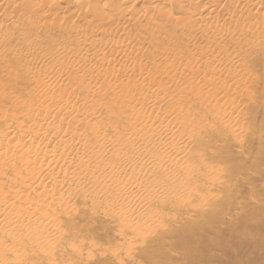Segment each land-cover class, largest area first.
<instances>
[{"label":"bare ground","instance_id":"6f19581e","mask_svg":"<svg viewBox=\"0 0 264 264\" xmlns=\"http://www.w3.org/2000/svg\"><path fill=\"white\" fill-rule=\"evenodd\" d=\"M141 42L143 49L138 45ZM6 45L15 48L9 50ZM34 51L50 55L54 68L45 77L54 82L62 80H57L59 71L63 76L67 70L80 71L87 78L92 73L105 81L112 73L118 76L129 71V82L127 77L122 79L126 84L120 82L132 87L130 78L141 55L157 59L156 68L169 81L174 79L167 88L156 84L154 91L147 88V93L132 100L138 106H131L125 135L104 138L95 116L81 106L80 118L74 119L71 105L51 108L45 104L41 123L32 134H16L6 127L4 138H17L18 143L9 148L0 144V157L10 159L17 153L15 171L23 170L28 176L23 186L34 189L36 201L89 200L88 215L102 203L103 216L117 218L123 228L141 234V239L160 242V238L175 235L186 249L196 246V235L204 230L217 238L233 231L231 213L217 211L223 199H228L223 197L230 187V173L218 167L225 149L218 132H228L238 142L242 139L238 120L252 99L251 86L259 81L257 66L264 68V0H0V79L11 75L16 63L21 69L32 67ZM231 58L238 69L231 66ZM197 76L204 83L196 85ZM200 84L205 88L201 90ZM50 90L58 92V87L51 84ZM51 109L59 118L43 121ZM73 123L93 137L98 134L99 140L89 144L85 135L67 136ZM23 186L17 188V198L27 202ZM235 207L248 209L239 201ZM8 209L9 217L0 214L1 236L33 244L36 233L32 235L31 228L41 227L23 219L14 205ZM252 214L259 213L254 210ZM67 216L73 224L74 210ZM41 234L39 239L49 237ZM229 241L225 243H233ZM205 243H214V238Z\"/></svg>","mask_w":264,"mask_h":264},{"label":"rangeland","instance_id":"374dc122","mask_svg":"<svg viewBox=\"0 0 264 264\" xmlns=\"http://www.w3.org/2000/svg\"><path fill=\"white\" fill-rule=\"evenodd\" d=\"M140 44L143 49L145 43L141 42L138 45ZM64 46L68 48L72 44H64ZM6 47L9 50L15 48L12 45H6ZM35 53V63L31 65L32 67L24 66L21 69L16 63V66L13 65L12 67L14 69L11 75H7L5 79H0V144L4 143L3 145H6L7 148L15 145V143L17 144L18 140L15 141L17 138L10 140L6 137L4 138L3 134L6 127H9L13 131L15 130L16 134H19L20 131L32 134L35 132L36 126L41 123V108L45 104L51 108L55 105H71L70 113L71 115L73 114L74 119L80 118V112L78 111L83 106L86 111L88 110L87 112H91L90 114L95 116L94 122L96 125L98 124V130L101 131L104 138L125 135L128 132H126L127 126L131 122L130 111L132 108L138 106L137 102L133 103L132 100H135L139 95L140 98L143 93H147V88L148 92L149 90L150 92L154 91L157 88L156 84H158L159 88H167L170 82H174V79L169 81L166 78L163 70L161 71L156 68L155 64H157L158 60H152L148 55H141L139 57L138 66L136 65L137 67L133 70L132 74L135 75L130 78L131 84L133 83L132 87H129L128 84V86L123 87V84H126V81H124L126 77L127 82H129V71L118 76L112 73L111 79L108 76L109 81L102 79L105 83L100 79V75L94 76L91 73V77L87 78L80 71L71 72L67 70L68 73L65 71V75L63 76V73L59 71L57 80L61 78L62 80L54 82L50 77H45L49 73V70H53L54 68L50 61V55L44 54V52ZM76 58H79V56ZM211 62L220 63L216 58L211 59ZM231 64L234 70L238 69L233 58H231ZM95 65L99 67L98 63ZM102 69L101 71H103ZM139 69L142 71L139 72ZM205 69L202 70L205 71ZM259 69L261 68L257 66L256 72L259 81L256 86L252 85L250 89L252 99L246 104V109L243 113L244 117L242 116L238 120L241 132H239V138L241 137L242 139H239L238 142V138L233 139L228 132L220 130L218 132L221 141L225 143V149L222 151L218 167L222 172H225L224 174L230 173V177L228 178V186L230 187H227L226 191L228 193L225 191V196L223 197L228 199H223L224 205L219 204L220 207L217 208V211L222 212V209H226L225 212L229 211L231 213L232 219L235 220L236 224H234L232 232H226L217 238L213 233L204 230L201 236L199 234L196 235V246L189 249L181 247L178 244L179 236L175 235H167L160 238V242L155 240L147 242L146 238H140L141 234L134 235L129 228H123L117 218L103 216L101 212L102 203H99L94 208L93 214L88 215L89 200L82 202L81 199L77 198L67 201H50L48 204L36 201L38 199L35 198L34 191H32L34 189L29 187L25 189L26 187L24 188L23 186L24 183L25 185L27 184L28 176H25L23 170L15 171L19 159L16 155L17 153H13L12 158L15 160L14 162L11 161L12 158L0 157V214L8 213L5 216L9 217L8 208L14 205L18 208L19 214L23 213L21 215L23 219L25 217L27 221L35 224L37 228L41 227V229L34 228L32 230L31 228L32 235L36 233V240L33 241L31 239L34 242L31 245H24V242L18 243L13 241L12 238L5 235L1 236L0 234V264H264V228L262 227V222L259 221L260 217L264 218V68L262 67L263 70ZM144 73L145 75H143ZM76 76L79 78H75ZM92 76L95 78L93 79ZM122 79H124L123 84L121 83L123 82ZM117 81L118 84H114ZM225 81V84H229L228 80L224 79ZM194 82L196 85L200 82L204 83L200 76L195 77ZM143 83L145 84L143 85ZM51 84L58 87V92H51ZM78 84H81V87ZM204 88L205 84H200V89ZM143 89L144 92H142ZM181 94L184 95L183 91ZM101 100L102 103L99 104ZM161 103L162 101L160 100L157 103L159 106L157 105L156 107L160 108ZM72 105L74 106L72 107ZM52 113L53 109L50 110L48 116L43 121H56L55 119L59 117L54 116ZM122 115H125V117ZM228 124H231V121ZM101 125H104V128ZM79 126L78 123H73V129L69 130L67 136L85 135L89 144L96 143L99 140L98 134L93 137V133ZM37 132L39 133L40 130ZM113 132L115 133L112 134ZM72 142L74 141L72 140ZM2 159L5 160L3 161ZM219 171H217L218 174L220 173ZM20 185L23 186L22 194L27 195L28 201L31 203L20 201L17 198L19 195L17 188ZM79 194H84V192L80 190ZM237 201H239V204H245L248 209H245V212L244 209H237L235 207L237 206ZM73 210V224L70 225L67 222L70 218L67 214ZM254 210L259 213L258 216L252 214ZM40 213H44L45 216H41ZM225 217L224 220L226 221L228 214ZM262 218L260 220L264 221ZM47 222L48 225L46 224ZM258 224L260 225L258 226ZM258 233L260 234L259 236ZM39 234L42 236L49 235L50 238L39 239ZM233 234L237 235V237L234 238L233 236L235 235ZM209 238H214V243L209 245L205 243ZM229 240L233 243L242 240L241 243L244 244L240 242V244H236V242L235 244L230 243L231 245L225 243ZM254 241L257 243H254Z\"/></svg>","mask_w":264,"mask_h":264}]
</instances>
